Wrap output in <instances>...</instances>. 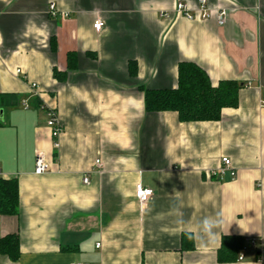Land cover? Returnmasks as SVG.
I'll return each mask as SVG.
<instances>
[{"label":"crops","instance_id":"1","mask_svg":"<svg viewBox=\"0 0 264 264\" xmlns=\"http://www.w3.org/2000/svg\"><path fill=\"white\" fill-rule=\"evenodd\" d=\"M206 2L227 12L224 26L177 14L199 0H0V94L19 101L0 99V176L19 183L18 215L0 216V239L17 234L21 250L0 264H261L264 0ZM70 52L77 68L59 81L54 69L67 70ZM181 62L214 86L243 84L238 107L217 122L148 112L145 90L176 88ZM50 110L63 130L57 151ZM38 153L51 164L42 175ZM138 184L153 191L145 205ZM204 217L223 222L214 245L190 238ZM224 236L244 240L234 261L221 260Z\"/></svg>","mask_w":264,"mask_h":264},{"label":"trees","instance_id":"2","mask_svg":"<svg viewBox=\"0 0 264 264\" xmlns=\"http://www.w3.org/2000/svg\"><path fill=\"white\" fill-rule=\"evenodd\" d=\"M52 51L57 50L54 38L50 41ZM132 75L136 73V64H130ZM77 68V55L67 54V70L54 69V78L66 79L68 72ZM244 85L230 80L221 81L217 86L211 83L208 74L192 62L178 65V84L174 89L145 90V108L148 112H176L182 123L217 122L222 118L225 108L238 107V94ZM3 106L19 104L12 94H0ZM38 104V100H36ZM19 212V183L16 178L6 179L0 176V216L14 217ZM244 240L239 236H224L220 256L222 261H234L243 249ZM0 255L12 262L21 256L20 238L17 234L0 239Z\"/></svg>","mask_w":264,"mask_h":264},{"label":"built area","instance_id":"3","mask_svg":"<svg viewBox=\"0 0 264 264\" xmlns=\"http://www.w3.org/2000/svg\"><path fill=\"white\" fill-rule=\"evenodd\" d=\"M200 3V7L198 8V10L195 13H190L189 10L186 8V6H184L183 4L179 3L176 7V12L178 15H182L185 18H187L188 20H209L211 19L213 16L215 17V20L217 21L219 26H224L227 22V12L225 10H221L218 12L213 13L208 7H207V2L206 0H199ZM49 13L50 15H55L56 13V6L54 3L50 4L49 7ZM105 24L102 20L97 19L94 24V30L96 32H100L103 28H104ZM18 73H20V70H18ZM37 86L34 84L33 88H36ZM262 105L264 106V101L262 102ZM23 106L27 109L28 103L24 102ZM47 125L51 130V138H52V147L55 151H57L60 147V136L63 132L62 127L60 125V123L58 122L57 119V113L55 110H50L48 111V121H47ZM97 164H99V161L96 162ZM222 163L225 166V168H229L231 167V161L228 158H223L222 159ZM225 168H222L220 170V174L223 175L224 174V170ZM51 170V164L50 162L47 160L46 156L42 153H38L36 155V162H35V174L37 175H42L45 174L47 172H49ZM232 179H234L235 173L232 172ZM83 183L84 184H89L90 180L89 177L86 176L83 178ZM136 199L138 200V202L141 205H145L149 199L152 197L153 195V191L147 187H144L141 184H138L136 186ZM248 244L251 245H255L256 240L253 238H249L247 240ZM97 247H100V244H97ZM243 259V255L241 254L239 257V260ZM258 262L261 264H264V247L261 249V257L258 259ZM73 264H82V263H73Z\"/></svg>","mask_w":264,"mask_h":264},{"label":"clouds","instance_id":"4","mask_svg":"<svg viewBox=\"0 0 264 264\" xmlns=\"http://www.w3.org/2000/svg\"><path fill=\"white\" fill-rule=\"evenodd\" d=\"M223 227L222 220L217 217H204L198 226V230L194 234H190V238L197 240L203 246L214 245L219 236L217 229Z\"/></svg>","mask_w":264,"mask_h":264}]
</instances>
